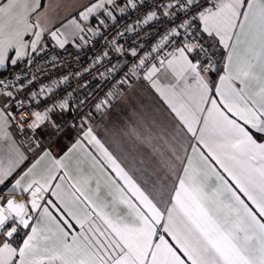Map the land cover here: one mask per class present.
<instances>
[{
  "label": "snow or ice",
  "instance_id": "6c2138e0",
  "mask_svg": "<svg viewBox=\"0 0 264 264\" xmlns=\"http://www.w3.org/2000/svg\"><path fill=\"white\" fill-rule=\"evenodd\" d=\"M125 4L138 7L135 0ZM126 7L90 0L49 29L41 0H0V70L31 64L44 51L45 34L60 49L69 35L73 42L78 33L94 39L98 29L89 21L104 26ZM163 16L174 26L161 46L181 38L182 45L152 64L144 80L166 105L174 131H133L159 169L135 155L118 159L98 138L91 113L77 121L68 99L32 112L28 131L71 146L57 157L35 141L37 159L0 195V264H264V0H168ZM159 19L149 11L142 22ZM69 25L75 31L61 30ZM78 38L86 44L85 35ZM159 74L170 82L159 83ZM9 86L0 79L2 94L13 98ZM110 104L105 99L95 109ZM10 117L0 110V140L9 142L0 188L26 159L7 131Z\"/></svg>",
  "mask_w": 264,
  "mask_h": 264
},
{
  "label": "built area",
  "instance_id": "2783aa9c",
  "mask_svg": "<svg viewBox=\"0 0 264 264\" xmlns=\"http://www.w3.org/2000/svg\"><path fill=\"white\" fill-rule=\"evenodd\" d=\"M136 3L138 7L135 10L129 7L94 39H87L92 36L88 32L82 33L86 37V44L82 41L79 47L65 49L47 47L40 55L34 56L32 63L27 64L25 69H17L3 78L10 85L8 91H19L18 98L8 103L7 107L12 109L14 125L23 140H39L41 145L47 146L44 138L28 131V124L34 119L32 112H44L53 104L68 99L78 121L80 116L94 113L95 105L109 99L108 94L114 93L122 85V80L128 81L131 77L144 80L152 64L159 66L160 59L169 58L168 54L182 45L181 38L161 46L162 38L174 26L173 22L163 16V5L168 0ZM149 11H156L160 19L146 25L142 21ZM128 27L133 28V31H127ZM113 39L117 44L112 43ZM199 39L203 40V37ZM117 46L123 49L122 54L115 51ZM158 46L157 51H152ZM132 49H135L136 56L131 55ZM104 52H108L107 57L103 56ZM141 59L145 60L143 67L138 66ZM113 66L115 72L108 71ZM134 71L136 75H133ZM17 75L20 76L19 80ZM42 88L52 91L42 93ZM69 92L72 93L71 97H68Z\"/></svg>",
  "mask_w": 264,
  "mask_h": 264
},
{
  "label": "crops",
  "instance_id": "0c3cea01",
  "mask_svg": "<svg viewBox=\"0 0 264 264\" xmlns=\"http://www.w3.org/2000/svg\"><path fill=\"white\" fill-rule=\"evenodd\" d=\"M144 0H135V2ZM90 0H41L42 8L41 11L46 10L48 18L47 27L49 29L61 28L67 20L71 19L77 12H79L85 5L89 4ZM120 7H126L125 0H117ZM129 7H126V10ZM121 12L119 8L114 10V15L117 18ZM113 20L108 19L106 25L100 26L98 21L91 19L89 21L90 26L95 30L98 29V33L104 28L109 26ZM69 33L75 31L74 26L69 25L67 29H61ZM89 33V32H88ZM82 33L77 34V39L73 42L72 36L69 35V44L65 45V48H74L77 45H81L82 41L79 40L78 36ZM92 35V33H89ZM56 46L55 42L51 40L50 36L45 34L44 49L47 47ZM170 58V57H169ZM218 60L220 57H217ZM222 65V64H221ZM26 63H21L15 68L8 69H25ZM222 67V66H221ZM7 70V69H4ZM3 71V70H0ZM213 79H216L215 75ZM171 80V77L164 74H159V83L167 84ZM131 87L127 83L119 86L113 93V96L109 97L111 101L110 106L105 105L103 110L97 112L95 110L88 118L91 125L94 127L98 138L117 156L122 162H125V157L130 155L137 156L138 159L142 158L146 161L145 166L150 170H158L154 158L149 157V149L145 148L144 145L140 144L136 140L133 131L140 134L141 136H156L160 134L161 128H166L168 132L174 131L173 123L169 116L166 105L163 104L159 97V94L150 86L148 81L131 77L128 79ZM13 98H8L0 93V110L6 113H12V109L5 106L18 98L19 91H12ZM52 115H55L53 113ZM7 131L11 136L12 140L16 142L17 147L24 153L26 159L20 164V166L13 173V177L5 182V185L0 188V195H6V190L11 187L15 179H18L24 172L31 167L32 163L37 159V154L40 152L39 148H36L35 144L30 141L22 139L21 134L14 125L13 119L9 118V124ZM171 139V136H169ZM186 140H191V134H187ZM47 146L50 147L51 151L57 156L63 155V151H67V148L71 146V142L67 139L61 142V147H57L55 144H49V141L44 138ZM8 141L0 140V158L7 157L8 153ZM153 143H157V146H161L162 142L153 140ZM49 144V146H48ZM162 150H164L162 148ZM78 157H74L72 161L73 173H75L76 160ZM86 172L91 171L90 165L83 163L81 165ZM164 175L163 171L160 172ZM93 186H95L93 182ZM17 200H21V196L18 193L15 197Z\"/></svg>",
  "mask_w": 264,
  "mask_h": 264
},
{
  "label": "trees",
  "instance_id": "16d2710c",
  "mask_svg": "<svg viewBox=\"0 0 264 264\" xmlns=\"http://www.w3.org/2000/svg\"><path fill=\"white\" fill-rule=\"evenodd\" d=\"M17 69H7V70H3V76L0 77V79H3L9 75H11L12 73H14Z\"/></svg>",
  "mask_w": 264,
  "mask_h": 264
},
{
  "label": "rangeland",
  "instance_id": "374dc122",
  "mask_svg": "<svg viewBox=\"0 0 264 264\" xmlns=\"http://www.w3.org/2000/svg\"><path fill=\"white\" fill-rule=\"evenodd\" d=\"M32 143H34V144H35V142H34V141H32Z\"/></svg>",
  "mask_w": 264,
  "mask_h": 264
}]
</instances>
